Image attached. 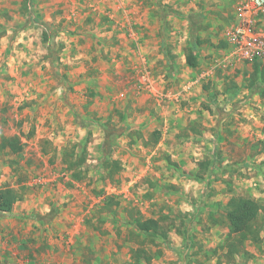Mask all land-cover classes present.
<instances>
[{"label": "rangeland", "instance_id": "1", "mask_svg": "<svg viewBox=\"0 0 264 264\" xmlns=\"http://www.w3.org/2000/svg\"><path fill=\"white\" fill-rule=\"evenodd\" d=\"M243 1L0 0V264H264V84L226 38ZM233 195L263 209L231 253Z\"/></svg>", "mask_w": 264, "mask_h": 264}, {"label": "trees", "instance_id": "2", "mask_svg": "<svg viewBox=\"0 0 264 264\" xmlns=\"http://www.w3.org/2000/svg\"><path fill=\"white\" fill-rule=\"evenodd\" d=\"M200 41H192L190 46L187 49L186 53V62L191 67H197L198 57H197V48ZM224 46H227V41L222 42ZM255 70L253 72L252 80L248 85L250 88L259 87L264 84V70L261 67L260 61L254 59ZM235 84V83H234ZM234 88H238L236 84ZM233 93L234 90H233ZM4 147H8L12 153H20L23 150V143L21 142L18 136H10L4 138ZM107 148V147H105ZM108 149V148H107ZM261 152H264V139L261 140ZM68 155L73 156L72 152ZM75 157V155H74ZM85 161V157L80 156L77 159H74L69 162V168H80ZM117 161L115 162V164ZM213 162L210 159L202 160L198 163V169L205 172L210 168ZM199 170L195 171L193 174L197 179H201L203 177V172H199ZM75 175L78 176L76 173ZM79 174L78 177H80ZM18 199L17 192L15 188L5 186L0 188V212H10L13 209L15 202ZM112 202H107L109 205ZM263 209V205L261 202L250 196L243 195H233L227 205L226 218L228 221L229 227V238L234 235L233 240H230L228 244L230 245L229 252H238L239 244L243 245V243L247 239L258 240L259 230L254 228V223L257 220L261 210ZM132 223H134L135 227L142 233H146L149 235H158L161 238H166V231L164 230L161 221L157 218H135Z\"/></svg>", "mask_w": 264, "mask_h": 264}, {"label": "built area", "instance_id": "3", "mask_svg": "<svg viewBox=\"0 0 264 264\" xmlns=\"http://www.w3.org/2000/svg\"><path fill=\"white\" fill-rule=\"evenodd\" d=\"M262 11L264 0H244L237 8L235 21L227 28L228 43L243 59L264 61V31L256 25Z\"/></svg>", "mask_w": 264, "mask_h": 264}]
</instances>
